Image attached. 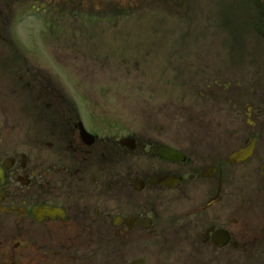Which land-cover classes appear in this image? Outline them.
I'll return each mask as SVG.
<instances>
[{"label": "flooded vegetation", "instance_id": "1", "mask_svg": "<svg viewBox=\"0 0 264 264\" xmlns=\"http://www.w3.org/2000/svg\"><path fill=\"white\" fill-rule=\"evenodd\" d=\"M22 1L0 0L5 29L48 9ZM210 58L143 125L65 108L26 63L40 129L0 124V264H264V62Z\"/></svg>", "mask_w": 264, "mask_h": 264}, {"label": "rangeland", "instance_id": "2", "mask_svg": "<svg viewBox=\"0 0 264 264\" xmlns=\"http://www.w3.org/2000/svg\"><path fill=\"white\" fill-rule=\"evenodd\" d=\"M45 1L38 19L11 17L6 29L9 22H0V124L40 129L38 102L21 96L26 63H41L67 109L143 125L153 92L163 95L155 102L164 100L167 89L183 86V69L196 76L193 63L212 56L232 72L228 65L264 62V0H129L123 12L125 0Z\"/></svg>", "mask_w": 264, "mask_h": 264}]
</instances>
